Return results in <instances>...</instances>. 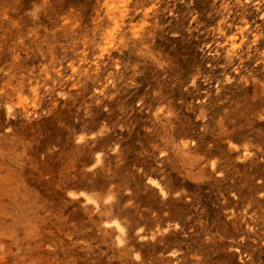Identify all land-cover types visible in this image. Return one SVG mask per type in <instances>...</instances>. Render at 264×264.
Here are the masks:
<instances>
[{
    "label": "rangeland",
    "instance_id": "obj_1",
    "mask_svg": "<svg viewBox=\"0 0 264 264\" xmlns=\"http://www.w3.org/2000/svg\"><path fill=\"white\" fill-rule=\"evenodd\" d=\"M0 264H264V0H0Z\"/></svg>",
    "mask_w": 264,
    "mask_h": 264
},
{
    "label": "bare ground",
    "instance_id": "obj_2",
    "mask_svg": "<svg viewBox=\"0 0 264 264\" xmlns=\"http://www.w3.org/2000/svg\"><path fill=\"white\" fill-rule=\"evenodd\" d=\"M104 194H108L109 191L107 190H103ZM93 197L98 199L100 201V205H99V218H103V219H110L112 217H119L122 222H123V227H125V229L128 232V234H130L132 232V226H133V220L131 218H129V216H123V213L121 214H117L116 210L113 208L111 203H103L102 199L104 198V194H100L96 191L93 190Z\"/></svg>",
    "mask_w": 264,
    "mask_h": 264
}]
</instances>
